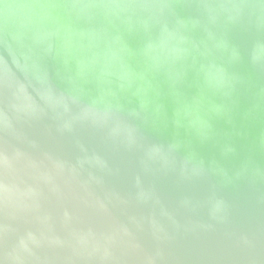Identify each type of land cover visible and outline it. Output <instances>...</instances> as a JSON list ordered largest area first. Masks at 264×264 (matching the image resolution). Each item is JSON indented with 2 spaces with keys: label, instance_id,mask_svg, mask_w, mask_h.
Returning <instances> with one entry per match:
<instances>
[{
  "label": "water",
  "instance_id": "95a60500",
  "mask_svg": "<svg viewBox=\"0 0 264 264\" xmlns=\"http://www.w3.org/2000/svg\"><path fill=\"white\" fill-rule=\"evenodd\" d=\"M0 264H264V0H0Z\"/></svg>",
  "mask_w": 264,
  "mask_h": 264
}]
</instances>
